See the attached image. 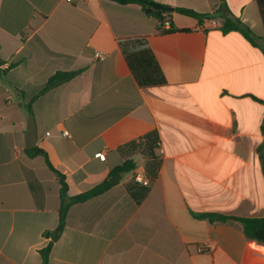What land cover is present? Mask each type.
I'll return each instance as SVG.
<instances>
[{
  "label": "crops",
  "instance_id": "0c3cea01",
  "mask_svg": "<svg viewBox=\"0 0 264 264\" xmlns=\"http://www.w3.org/2000/svg\"><path fill=\"white\" fill-rule=\"evenodd\" d=\"M151 2L208 14L218 26L173 11L168 19L179 31L162 34L136 5L0 0V264H41L62 206L43 158L24 154L29 118L68 197L112 178L124 159L144 169L140 154L120 148L151 131L161 160L139 205L124 189L132 171L70 206L47 264H264V245L232 219L264 217L256 155L264 142V28L255 0H225L254 45L220 32L226 14H214L217 0ZM132 37L146 38L164 86L136 84L116 44ZM79 69L40 92L55 72ZM209 213L224 219L210 221Z\"/></svg>",
  "mask_w": 264,
  "mask_h": 264
},
{
  "label": "trees",
  "instance_id": "16d2710c",
  "mask_svg": "<svg viewBox=\"0 0 264 264\" xmlns=\"http://www.w3.org/2000/svg\"><path fill=\"white\" fill-rule=\"evenodd\" d=\"M118 5H136L140 8L142 14L146 17H151L157 21V31L162 34H168L179 31L168 19L169 13H163L160 11H155L148 6V3L151 0H110ZM258 16L264 28V0H255ZM174 12L191 17L195 19L198 24H201L203 20H210L211 16L208 14H198L192 10L184 8H174ZM218 12L224 13L222 22L220 24L219 30L221 33H228L231 31L241 33L252 45H254L252 40V33L241 22L234 18L228 11L226 7L225 0H217V7L214 11V14ZM168 23V28L164 29L163 24ZM117 47L122 54L124 61L134 78L136 84L141 89H148L153 87H160L166 84L164 75L148 46L147 40L144 37H132V38H123L116 41ZM0 60V66L2 65ZM13 64L8 65L11 67ZM82 72V69L69 71V72H55L51 75L40 92L50 90L54 87H57L63 83L68 82L72 78L76 77ZM27 113L30 115V105H26ZM158 138L155 131H151L145 134L137 142H130L123 146L121 149L122 154H140L144 162V171L146 177L148 178L149 184L147 186H140L130 179L125 185L124 189L129 196V198L134 202V204L139 205L146 198L150 183L156 178L157 173L160 168L161 160L155 154V149L157 147ZM24 154L28 158H34L40 156L43 158L44 163L49 171H51L57 178L60 185V198L62 201V206L59 210L58 224L54 230L46 233L49 237V242L47 245L39 251L41 257V264L48 263V257L52 244L60 237L64 229V220L67 209L74 205L84 203L92 198H95L102 193H104L111 184L108 180H104L100 184L92 187L91 189L80 193L78 195L68 197L66 196L67 186L64 182V177L60 174L50 162L48 153L46 150L39 149L36 146L32 148H25ZM256 155L260 165L262 177H264V142H262L256 148ZM135 169V164L128 159H124L123 162L114 169L113 173L116 174H128L132 173ZM29 186L34 191L35 182L32 181L29 183ZM228 219V218H226ZM211 221V219H209ZM236 221L239 223L242 234L244 237L253 241L257 244L264 245V217H241L237 218Z\"/></svg>",
  "mask_w": 264,
  "mask_h": 264
},
{
  "label": "water",
  "instance_id": "95a60500",
  "mask_svg": "<svg viewBox=\"0 0 264 264\" xmlns=\"http://www.w3.org/2000/svg\"><path fill=\"white\" fill-rule=\"evenodd\" d=\"M148 6L155 11H160L163 13L173 12V8L171 6H163L160 4L153 3V2H149ZM24 139H25V141H24L25 148L35 147V145H36V134H35L34 125H33L31 118H29L27 123H26ZM118 179H119V174H114L112 176V178L108 179V182L110 184H113ZM205 218L213 219L215 221H222L224 219V217L222 215L216 214V213L206 214ZM232 219L236 220L235 217H233Z\"/></svg>",
  "mask_w": 264,
  "mask_h": 264
},
{
  "label": "built area",
  "instance_id": "2783aa9c",
  "mask_svg": "<svg viewBox=\"0 0 264 264\" xmlns=\"http://www.w3.org/2000/svg\"><path fill=\"white\" fill-rule=\"evenodd\" d=\"M66 1H71V0H66ZM209 26L212 27H217L218 23L212 20H209ZM165 25H167V23H165ZM94 57L98 60H102L103 59V54L101 52H96L94 54ZM63 135H67L66 132L63 133ZM158 146V144H157ZM159 153H162V150L159 148L158 149ZM96 157H99L101 159H103V156H100L99 154L96 155ZM131 180L132 182L140 185V186H147L149 184L148 178L146 177L145 171L142 167H137L133 170L132 176H131Z\"/></svg>",
  "mask_w": 264,
  "mask_h": 264
},
{
  "label": "rangeland",
  "instance_id": "374dc122",
  "mask_svg": "<svg viewBox=\"0 0 264 264\" xmlns=\"http://www.w3.org/2000/svg\"><path fill=\"white\" fill-rule=\"evenodd\" d=\"M32 94L30 93L29 95H28V97H30ZM123 178H124V176H123Z\"/></svg>",
  "mask_w": 264,
  "mask_h": 264
}]
</instances>
